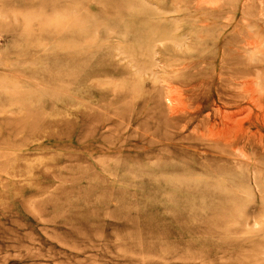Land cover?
I'll return each mask as SVG.
<instances>
[{"label": "rangeland", "instance_id": "obj_1", "mask_svg": "<svg viewBox=\"0 0 264 264\" xmlns=\"http://www.w3.org/2000/svg\"><path fill=\"white\" fill-rule=\"evenodd\" d=\"M0 264H264V0H0Z\"/></svg>", "mask_w": 264, "mask_h": 264}, {"label": "bare ground", "instance_id": "obj_2", "mask_svg": "<svg viewBox=\"0 0 264 264\" xmlns=\"http://www.w3.org/2000/svg\"><path fill=\"white\" fill-rule=\"evenodd\" d=\"M46 17V16H45ZM45 19H48L47 17L45 18ZM46 21V20H45ZM79 21H81V20H79ZM77 22H78V20H77ZM83 22V21H82ZM76 23V22H75ZM79 23V22H78ZM52 26V25H51ZM71 26V25H70ZM69 26V27H70ZM79 27H80V25H79ZM245 158V157H244ZM257 227V226H256Z\"/></svg>", "mask_w": 264, "mask_h": 264}]
</instances>
